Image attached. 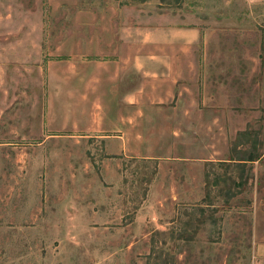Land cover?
<instances>
[{
    "label": "rangeland",
    "instance_id": "rangeland-1",
    "mask_svg": "<svg viewBox=\"0 0 264 264\" xmlns=\"http://www.w3.org/2000/svg\"><path fill=\"white\" fill-rule=\"evenodd\" d=\"M258 244L264 0H0V264Z\"/></svg>",
    "mask_w": 264,
    "mask_h": 264
},
{
    "label": "crops",
    "instance_id": "crops-1",
    "mask_svg": "<svg viewBox=\"0 0 264 264\" xmlns=\"http://www.w3.org/2000/svg\"><path fill=\"white\" fill-rule=\"evenodd\" d=\"M185 34L187 32L180 30ZM252 264H264V244H258L255 248V255Z\"/></svg>",
    "mask_w": 264,
    "mask_h": 264
}]
</instances>
